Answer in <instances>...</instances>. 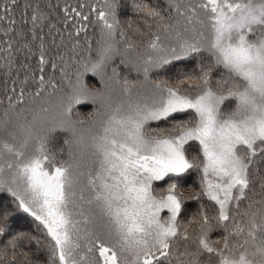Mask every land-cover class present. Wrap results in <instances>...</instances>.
<instances>
[{
	"label": "snow or ice",
	"instance_id": "obj_1",
	"mask_svg": "<svg viewBox=\"0 0 264 264\" xmlns=\"http://www.w3.org/2000/svg\"><path fill=\"white\" fill-rule=\"evenodd\" d=\"M0 193V264H264V0H0Z\"/></svg>",
	"mask_w": 264,
	"mask_h": 264
},
{
	"label": "trees",
	"instance_id": "obj_2",
	"mask_svg": "<svg viewBox=\"0 0 264 264\" xmlns=\"http://www.w3.org/2000/svg\"><path fill=\"white\" fill-rule=\"evenodd\" d=\"M150 3H159L160 5H164V0H149ZM125 4H128V0H125ZM125 15L130 14V8L126 6L125 8ZM131 78H135V74H132ZM79 107V106H78ZM79 110L81 112H88L91 111V107H79ZM197 182V175L195 173H192L185 181V187H189ZM0 203H3L4 205L11 206L10 204V196L7 193H0ZM188 213L195 211L198 207V204L196 201H188L186 204ZM12 226L13 228L17 230H24V231H31L32 230V221L29 217H27L24 214H19L16 216H13L12 218Z\"/></svg>",
	"mask_w": 264,
	"mask_h": 264
}]
</instances>
